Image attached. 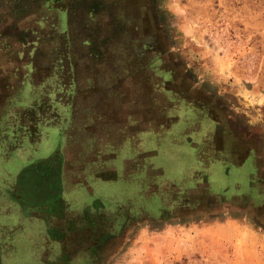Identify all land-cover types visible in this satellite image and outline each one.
<instances>
[{
  "label": "rangeland",
  "instance_id": "1",
  "mask_svg": "<svg viewBox=\"0 0 264 264\" xmlns=\"http://www.w3.org/2000/svg\"><path fill=\"white\" fill-rule=\"evenodd\" d=\"M73 99L114 135L124 104L125 167H145L137 189L156 196L151 211L133 198L88 210V264H264V0H0V115L28 102L64 114ZM58 137L13 149L0 194ZM29 171L22 195L39 204L50 171Z\"/></svg>",
  "mask_w": 264,
  "mask_h": 264
},
{
  "label": "crops",
  "instance_id": "2",
  "mask_svg": "<svg viewBox=\"0 0 264 264\" xmlns=\"http://www.w3.org/2000/svg\"><path fill=\"white\" fill-rule=\"evenodd\" d=\"M73 100L62 104L67 106L64 114L54 108L57 106L55 104H52L53 108L49 107L52 112L47 116L30 114V110L40 107L41 103L28 102L11 103L16 109L10 115H0V123H7L6 126H0V169L5 168L4 160L13 149L29 151L30 148H38L41 145L39 142L49 134V130L59 136L54 141H48L45 156H32L31 159H35L29 166L21 167L5 178L2 184L6 187L5 193L0 194L3 197L0 198V264L10 263V256L13 260L21 258V261L26 256H32L36 264H88V241L82 245L76 237L79 226L84 227L82 232L88 234V210H100L114 202L117 203L115 207L122 206L132 198L133 209L139 210L143 206L151 211L152 206L155 208L156 196L150 188L143 195L137 189L142 183L139 179L149 177L150 172L147 173L146 168L139 164L131 171L125 167V159L132 158L134 153L125 154L127 140L123 130L126 119L124 104L122 110L113 116V124L117 126L116 139L114 132L109 130L108 115L98 117L91 113L88 99L84 103L78 99ZM53 101L61 104L60 100ZM6 109L10 107L3 111ZM150 116L149 106L148 124L151 123ZM135 121L130 126H135ZM145 124L139 132H146ZM148 131L149 145L151 129ZM153 141L155 147L156 139ZM151 151L150 146L144 150L143 153H148L144 156V163L156 162V153ZM38 162L41 168L50 171L47 176L49 186L42 182V194H48L49 198L36 204L24 198L20 183L27 181L29 170ZM120 180L128 184L129 188L124 189L122 183L120 189ZM135 183L137 186L134 189ZM56 184L58 187L55 189ZM71 247L84 252L72 255L66 253Z\"/></svg>",
  "mask_w": 264,
  "mask_h": 264
}]
</instances>
